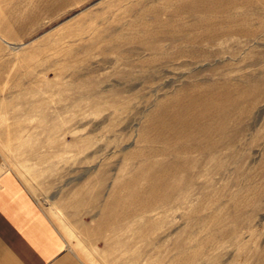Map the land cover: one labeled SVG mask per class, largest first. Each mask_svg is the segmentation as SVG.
<instances>
[{
	"label": "rangeland",
	"instance_id": "obj_1",
	"mask_svg": "<svg viewBox=\"0 0 264 264\" xmlns=\"http://www.w3.org/2000/svg\"><path fill=\"white\" fill-rule=\"evenodd\" d=\"M0 157L86 264H264V0H0Z\"/></svg>",
	"mask_w": 264,
	"mask_h": 264
},
{
	"label": "crops",
	"instance_id": "obj_2",
	"mask_svg": "<svg viewBox=\"0 0 264 264\" xmlns=\"http://www.w3.org/2000/svg\"><path fill=\"white\" fill-rule=\"evenodd\" d=\"M0 264H86L0 157Z\"/></svg>",
	"mask_w": 264,
	"mask_h": 264
},
{
	"label": "bare ground",
	"instance_id": "obj_3",
	"mask_svg": "<svg viewBox=\"0 0 264 264\" xmlns=\"http://www.w3.org/2000/svg\"><path fill=\"white\" fill-rule=\"evenodd\" d=\"M164 173V172H163Z\"/></svg>",
	"mask_w": 264,
	"mask_h": 264
}]
</instances>
